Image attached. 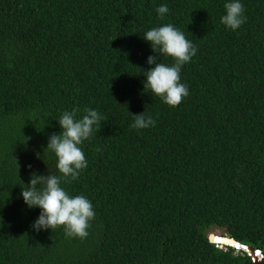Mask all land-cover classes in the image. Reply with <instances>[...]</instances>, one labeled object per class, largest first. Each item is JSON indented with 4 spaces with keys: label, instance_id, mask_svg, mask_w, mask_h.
Instances as JSON below:
<instances>
[{
    "label": "trees",
    "instance_id": "16d2710c",
    "mask_svg": "<svg viewBox=\"0 0 264 264\" xmlns=\"http://www.w3.org/2000/svg\"><path fill=\"white\" fill-rule=\"evenodd\" d=\"M230 2L0 0V264L251 261L213 244L216 229L264 253V0H240L236 30L221 22ZM166 24L197 49L176 107L144 91L157 53L142 37ZM73 109L102 117L79 145L87 167L61 185L92 204L83 239L37 232L41 209L21 195L32 172L49 174L36 154ZM143 112L155 125L131 127Z\"/></svg>",
    "mask_w": 264,
    "mask_h": 264
},
{
    "label": "clouds",
    "instance_id": "9594fccd",
    "mask_svg": "<svg viewBox=\"0 0 264 264\" xmlns=\"http://www.w3.org/2000/svg\"><path fill=\"white\" fill-rule=\"evenodd\" d=\"M224 7L226 15L222 16L221 22L232 30L240 28L246 20L243 16L244 6L240 0L226 3ZM168 11L166 5L157 8L161 19ZM142 38L150 42L153 51L157 53L149 56L147 60L153 67L142 73L146 76L144 91L150 90L170 107L178 106L182 99L189 95L187 86L180 82L181 69L196 55L197 49L186 39L183 32L171 24L152 28L144 33ZM161 57H172L175 63L168 66L162 61L158 62ZM77 111L73 109L63 113L58 120L62 131L50 136L43 156L39 152L36 154L37 158H42L48 166L49 174L32 172L30 182H23L21 186V195L29 208L41 209L38 219L32 225L37 232L63 226L67 236L83 239L88 236L89 221L95 216L92 204L84 196L71 197L61 185L70 182L69 178L76 179L80 170L87 167V160L79 145L91 137L94 127L100 124L102 117L96 110L88 109L82 119H76ZM144 112L133 114L134 123L131 127L145 129L155 125L156 121L150 117L145 118ZM49 153L55 156L52 164L48 160ZM28 167L31 169L32 166ZM209 234L210 232L208 236ZM212 243L218 247L224 246L218 242ZM235 250L239 251L238 248Z\"/></svg>",
    "mask_w": 264,
    "mask_h": 264
},
{
    "label": "water",
    "instance_id": "95a60500",
    "mask_svg": "<svg viewBox=\"0 0 264 264\" xmlns=\"http://www.w3.org/2000/svg\"><path fill=\"white\" fill-rule=\"evenodd\" d=\"M215 233L213 234H209V240L214 242L212 240V238L215 236L214 235ZM220 242L218 241H215V242H218V243H221L222 245L224 246H232L234 249L235 248H238L237 245H239L240 249L239 250H243L244 252H246L248 255H250V253L246 250H244V248H252V247H246V246H243L242 244L238 243L234 238H231L230 236H227V235H223L221 236V240H219ZM253 251H254V248H252ZM257 253H259L258 251H256ZM239 264H264V260L262 259L261 261L259 262H255L253 258H251V261L248 262V261H245V262H242V263H239Z\"/></svg>",
    "mask_w": 264,
    "mask_h": 264
},
{
    "label": "bare ground",
    "instance_id": "6f19581e",
    "mask_svg": "<svg viewBox=\"0 0 264 264\" xmlns=\"http://www.w3.org/2000/svg\"><path fill=\"white\" fill-rule=\"evenodd\" d=\"M217 238H219V239H217ZM213 239H214V242L215 241L220 242L219 240H221V236H214ZM238 249H240V247H238ZM244 250H246L250 253V256L254 259L255 262H259L262 260V257H263L262 253H258L259 255H257V252H256L257 250L254 249V251H253L252 248H244Z\"/></svg>",
    "mask_w": 264,
    "mask_h": 264
},
{
    "label": "rangeland",
    "instance_id": "374dc122",
    "mask_svg": "<svg viewBox=\"0 0 264 264\" xmlns=\"http://www.w3.org/2000/svg\"><path fill=\"white\" fill-rule=\"evenodd\" d=\"M213 233H215L214 235L215 236H221L224 232L221 230V229H216V230H211L210 231V234H213ZM214 238V237H213ZM212 238V239H213ZM213 241H214V239H213Z\"/></svg>",
    "mask_w": 264,
    "mask_h": 264
},
{
    "label": "snow or ice",
    "instance_id": "6c2138e0",
    "mask_svg": "<svg viewBox=\"0 0 264 264\" xmlns=\"http://www.w3.org/2000/svg\"><path fill=\"white\" fill-rule=\"evenodd\" d=\"M217 239H219V238H217ZM237 247H239V245H237ZM257 255H259V254L257 253Z\"/></svg>",
    "mask_w": 264,
    "mask_h": 264
},
{
    "label": "built area",
    "instance_id": "2783aa9c",
    "mask_svg": "<svg viewBox=\"0 0 264 264\" xmlns=\"http://www.w3.org/2000/svg\"><path fill=\"white\" fill-rule=\"evenodd\" d=\"M262 255H263V254H262ZM262 259L264 260V255H263Z\"/></svg>",
    "mask_w": 264,
    "mask_h": 264
}]
</instances>
